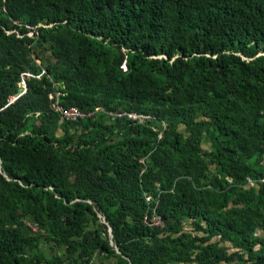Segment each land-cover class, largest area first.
I'll use <instances>...</instances> for the list:
<instances>
[{
  "label": "trees",
  "instance_id": "16d2710c",
  "mask_svg": "<svg viewBox=\"0 0 264 264\" xmlns=\"http://www.w3.org/2000/svg\"><path fill=\"white\" fill-rule=\"evenodd\" d=\"M96 254L264 264V0H0V264Z\"/></svg>",
  "mask_w": 264,
  "mask_h": 264
},
{
  "label": "built area",
  "instance_id": "2783aa9c",
  "mask_svg": "<svg viewBox=\"0 0 264 264\" xmlns=\"http://www.w3.org/2000/svg\"><path fill=\"white\" fill-rule=\"evenodd\" d=\"M22 85H24V82H22ZM49 100H53L52 107L54 108L55 111H57L63 118L75 120L76 118L83 117L84 114H81L79 111H76L75 109H68L66 111H63L58 105H57V94L51 95L48 94ZM130 118L134 119L136 116L135 115H129ZM143 222L147 224L149 227H163L164 222L163 219H161L160 216L157 214H153L152 217L149 216H144L143 217Z\"/></svg>",
  "mask_w": 264,
  "mask_h": 264
},
{
  "label": "crops",
  "instance_id": "0c3cea01",
  "mask_svg": "<svg viewBox=\"0 0 264 264\" xmlns=\"http://www.w3.org/2000/svg\"><path fill=\"white\" fill-rule=\"evenodd\" d=\"M91 264H114L111 258H106L103 255H95Z\"/></svg>",
  "mask_w": 264,
  "mask_h": 264
},
{
  "label": "water",
  "instance_id": "95a60500",
  "mask_svg": "<svg viewBox=\"0 0 264 264\" xmlns=\"http://www.w3.org/2000/svg\"><path fill=\"white\" fill-rule=\"evenodd\" d=\"M110 230L108 229V232H109Z\"/></svg>",
  "mask_w": 264,
  "mask_h": 264
}]
</instances>
